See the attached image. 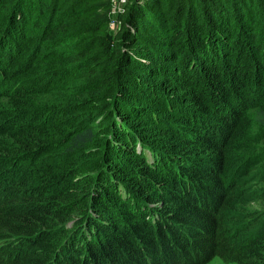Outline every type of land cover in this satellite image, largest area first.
<instances>
[{
	"label": "trees",
	"instance_id": "16d2710c",
	"mask_svg": "<svg viewBox=\"0 0 264 264\" xmlns=\"http://www.w3.org/2000/svg\"><path fill=\"white\" fill-rule=\"evenodd\" d=\"M89 1L0 0V264H264V0Z\"/></svg>",
	"mask_w": 264,
	"mask_h": 264
},
{
	"label": "rangeland",
	"instance_id": "374dc122",
	"mask_svg": "<svg viewBox=\"0 0 264 264\" xmlns=\"http://www.w3.org/2000/svg\"><path fill=\"white\" fill-rule=\"evenodd\" d=\"M129 0H90L89 4L85 7L86 13L92 14H106L110 19V24L108 27L104 28L101 32H91L87 31L76 37L77 45H90L91 38H95L97 34L104 33L105 30L109 32L110 37L115 34L121 26V14L123 13V8ZM104 3H109L108 8H103ZM85 6V5H84ZM123 7V8H122ZM90 19L86 17L83 19L84 22H88ZM72 41H70L67 46H70ZM209 264H226L220 257H215L210 261Z\"/></svg>",
	"mask_w": 264,
	"mask_h": 264
}]
</instances>
